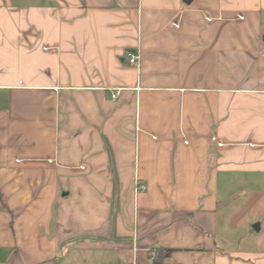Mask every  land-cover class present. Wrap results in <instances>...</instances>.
I'll list each match as a JSON object with an SVG mask.
<instances>
[{
  "label": "crops",
  "instance_id": "0c3cea01",
  "mask_svg": "<svg viewBox=\"0 0 264 264\" xmlns=\"http://www.w3.org/2000/svg\"><path fill=\"white\" fill-rule=\"evenodd\" d=\"M263 36L264 0H0V264H264Z\"/></svg>",
  "mask_w": 264,
  "mask_h": 264
},
{
  "label": "built area",
  "instance_id": "2783aa9c",
  "mask_svg": "<svg viewBox=\"0 0 264 264\" xmlns=\"http://www.w3.org/2000/svg\"><path fill=\"white\" fill-rule=\"evenodd\" d=\"M209 21L211 20V18L208 19ZM126 57L129 60V63L131 65H139L140 63V54L138 51H134V50H129L126 52ZM121 90H114V92H112V98L116 99L118 98V96L120 95ZM222 145V144H221ZM81 168L83 169L84 166H81ZM135 192L139 193V192H144L147 190V186L143 183L140 182V180L138 178H136L135 180Z\"/></svg>",
  "mask_w": 264,
  "mask_h": 264
},
{
  "label": "trees",
  "instance_id": "16d2710c",
  "mask_svg": "<svg viewBox=\"0 0 264 264\" xmlns=\"http://www.w3.org/2000/svg\"><path fill=\"white\" fill-rule=\"evenodd\" d=\"M159 252H160V251H159ZM161 254H162L161 252H160V255L158 254V259L161 258ZM159 256H160V257H159Z\"/></svg>",
  "mask_w": 264,
  "mask_h": 264
},
{
  "label": "water",
  "instance_id": "95a60500",
  "mask_svg": "<svg viewBox=\"0 0 264 264\" xmlns=\"http://www.w3.org/2000/svg\"><path fill=\"white\" fill-rule=\"evenodd\" d=\"M190 0H186V2H189ZM263 41H264V36H263Z\"/></svg>",
  "mask_w": 264,
  "mask_h": 264
}]
</instances>
